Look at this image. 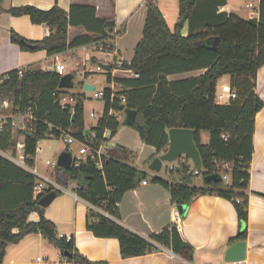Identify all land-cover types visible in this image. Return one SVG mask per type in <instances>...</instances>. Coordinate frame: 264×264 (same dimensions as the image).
Instances as JSON below:
<instances>
[{
	"label": "trees",
	"instance_id": "trees-1",
	"mask_svg": "<svg viewBox=\"0 0 264 264\" xmlns=\"http://www.w3.org/2000/svg\"><path fill=\"white\" fill-rule=\"evenodd\" d=\"M225 0H178L180 20L188 21L189 32L182 35L177 27L171 30L160 10L150 1L141 39L138 41L130 62H123L138 72L137 78H110L122 88L116 92L111 105L120 109L117 95L125 94V104L136 110L134 128L141 140L155 148L156 153L166 148L169 128H189L195 131L194 141L200 154L202 169L195 175L188 166L189 158L171 162L174 168L169 174L176 175L178 182L166 181L158 176L152 180L167 188L173 204H189L199 195L213 194L234 204L237 218L247 221V190L250 162L253 152L254 118L263 107L262 99L254 92L256 72L264 64V0L259 2V19H244L235 13L218 12ZM206 4V5H204ZM200 6V7H199ZM11 15H28L33 24H46L50 34L41 40L23 38L14 30L10 41L22 50H45L47 55L65 52L82 44L109 37L115 26L111 20L99 18L95 8L88 5H71L68 11L54 5L41 10L33 5H22L7 9ZM69 26H82L86 33L67 39ZM218 37L216 49L211 42ZM22 41V42H21ZM92 63H98L92 56ZM203 73L182 79L171 80L168 76L194 70ZM12 69L2 74L0 102L9 100L25 108L30 103L35 117L32 135L4 124L0 131V149L7 150L16 140L24 142L26 161L33 164L38 141L47 134L58 138L61 131L75 139L85 141L82 101L84 93L76 96L73 112L61 108L52 96L58 89L60 75L51 70L31 66L24 67L21 74ZM87 74V73H86ZM230 75L229 87L236 98L229 104L215 100L217 80ZM67 92V90H64ZM110 90L104 91V111L95 126V138L101 140L105 129L109 137L117 132L120 121L108 115ZM209 133L207 144L200 142V132ZM223 135L227 137L224 138ZM133 152L122 146L110 147L103 159L102 169H97L91 159L78 167H56L55 178L67 186L75 183L77 195L89 205H104L110 217L104 216L90 206L86 215V229L96 237L117 239L123 258L145 255L160 246L171 250L189 264L193 258V247L181 237L174 224L145 238L121 225L117 203L123 194L136 186L134 180L138 169L130 164ZM227 162L228 167L221 166ZM219 173L228 175V182L203 183L195 186L196 176ZM146 178V177H145ZM35 176L0 155V264L4 263L6 246L16 243L25 235L40 232L59 251L71 254L69 261L76 264H92L79 254L73 238L66 241L57 236L55 224L44 216L43 207L33 198L32 186ZM56 190L50 186L47 191ZM59 190H56L58 192ZM264 197V193L261 194ZM32 212L39 218L28 221ZM17 229V232H13ZM246 229L229 239V242L244 241Z\"/></svg>",
	"mask_w": 264,
	"mask_h": 264
},
{
	"label": "crops",
	"instance_id": "crops-1",
	"mask_svg": "<svg viewBox=\"0 0 264 264\" xmlns=\"http://www.w3.org/2000/svg\"><path fill=\"white\" fill-rule=\"evenodd\" d=\"M155 1L158 2L155 6L167 22L170 15L168 12L171 11V8H174L172 6L174 0H171L170 5L166 0ZM200 1L205 2V0ZM149 2L147 0H0V76L19 67L41 68L43 61L54 65L56 59L60 62L59 55H68L73 51L83 50L82 46L86 45L82 44L68 48L65 52L54 55H47L45 50H22L18 44L10 41L11 30L26 39L41 40L50 34V29L44 23L33 24L28 15H11L7 12L10 7L33 5L38 9L48 10L57 5L68 11L70 6L74 4L93 6L97 17L111 20L119 29L118 34L115 36L116 39H114L116 53L121 60L130 62L134 56V49L142 36ZM259 2L260 0H225L224 4L218 6L217 11L226 14L235 13L244 19L258 20ZM241 11L246 14V17L239 13ZM180 21L183 22L180 26L188 25L187 20ZM85 33L86 31L82 26H69L67 39L71 41L73 38ZM203 71L201 69L178 73L181 77L177 79L196 76L203 73ZM92 72L91 69H84L83 75L86 76ZM171 76H168V78L171 79ZM227 79H229L228 83L219 86L221 90L223 86L229 87L230 75H223L218 79ZM216 90L221 91L218 90L217 84ZM254 92L262 99L263 107L256 113L254 118L255 128L250 174L247 190L244 191L248 199L246 222L238 220L231 200L213 194L197 196L189 204L183 205V209L180 211L179 204L172 203L169 190L152 180V177L158 176L166 181L174 180V182H178V177L175 174L171 176L169 173L158 175V172L147 169L149 160L157 153L153 146L141 140L138 133L137 135L141 141L139 147H131L125 140L123 141L126 143H118L116 135L109 137L111 147L122 146L133 152L134 155L130 158V164L139 171H143L148 179L146 184L141 183L142 179L134 188L123 194L117 203L120 214V219L117 221L129 230L147 238L171 224L170 210L175 205L180 215V223L177 229L183 240L193 247V258L189 264L227 263L224 260L225 252L234 243L229 242V239L245 229V259L240 261L239 264H264V197L261 196L264 193V64L256 72ZM84 97L86 98L85 95ZM101 101L103 103L101 113L95 109L91 110L95 112V117L89 116L91 111L88 113V116L95 118L96 122L88 125L84 118L87 129L95 126L101 117L104 111V102ZM206 140L202 138V132H200V142L207 144L209 139ZM146 148L147 150H144ZM188 166L192 169L193 164L190 159ZM199 178H202V176H196L192 179L193 185H203V180L199 182ZM53 181L64 186L56 179ZM55 199L60 200L57 201L55 206H52ZM51 202L50 215L45 216L44 214V216L55 224L57 233L72 235L76 251L92 264H185V260L179 255L171 254V250L161 246L145 255L123 258L120 255L117 239L96 237L86 229L89 203L82 199H76L70 193L60 190ZM38 218L39 215L32 212L28 217V221L36 222ZM17 231V229H13V232ZM30 252H35L36 256L43 254L48 262L53 263L55 261H52L51 258L57 257L58 259L59 250L40 232H33L25 235L16 243L7 244L3 264H33L34 259H30ZM66 263L76 264L73 261H67Z\"/></svg>",
	"mask_w": 264,
	"mask_h": 264
},
{
	"label": "built area",
	"instance_id": "built-area-1",
	"mask_svg": "<svg viewBox=\"0 0 264 264\" xmlns=\"http://www.w3.org/2000/svg\"><path fill=\"white\" fill-rule=\"evenodd\" d=\"M252 6V5H250ZM119 29L114 26L109 32V37L102 36L96 41H92L90 43H87L86 45L82 46V49L84 51V55L82 58V75L84 74V67L85 63L87 61L91 62L92 56H96L98 62L109 64L111 66V70L106 73H110V78L113 77H123V78H137L138 72L134 71L130 67H124L123 60L118 57L116 53V49L114 46V39L115 36L118 34ZM71 59H72V65L68 66L63 61H56L54 62V65L50 69L59 74L60 76L66 74V73H72L75 75L79 69L80 65V56L77 55V52L73 51L70 53ZM22 68H18L17 72L18 74L22 73ZM4 79V76H0V82ZM108 84H105L101 89L98 90L97 95L95 96L96 99H101L104 102V91L106 89L110 90V96H109V103L110 108L108 109L107 114L108 115H114L116 116L117 120L122 121L123 119V112L122 110L114 111L111 107L113 102L115 101L116 92L121 89L120 85H117L112 79L107 80ZM65 88H59L52 92V96L55 99V102L61 107V108H70V113L73 112L74 104L76 102V97L73 94H70L69 92L64 91ZM118 102L121 104H125L126 95L121 94L117 95ZM236 98V93L230 89V87L223 86L221 91L216 90L215 100L217 103L220 104H229L231 100ZM103 115V113H102ZM101 115V116H102ZM90 117H95L96 114L94 111H91L89 113ZM35 117L32 113V108L30 103L25 108H22L20 105H14L9 100H3L0 102V131L4 128V124H7V126L14 128L16 130H20L26 133H32L35 130ZM89 133L86 136L87 139L85 141H80L75 139L73 136H71L69 133L61 131L58 138H63L64 140V151H67L71 155V164L70 166L78 167L80 164H83L87 161V159H91L94 162V165L97 167V169H102L103 165V159L105 156H107V150L111 147L110 145V138H109V130L105 129L101 140H97L95 138V133L93 130H91L88 127ZM47 138H50L49 134L46 135ZM45 137V138H46ZM65 137V138H64ZM224 138H226V135H223ZM73 142H76L78 144V153L77 155H72L69 150V145ZM0 155L7 158L17 166L23 168L24 170L30 172L35 176V182L32 186V193L34 199H39L40 196H42L46 189L50 186L54 187L56 190H60L63 192H68L71 195L74 196L76 199H81L75 189L79 186L75 183H71L67 186H61L60 184H57L53 180H51L48 176L42 175L35 167V160L33 164H28L26 161V156L24 154V142L20 138L16 140L14 146H12L10 149L2 150L0 149ZM182 160H184V157H180ZM45 165L48 168L55 169L57 166V160L50 161L46 160ZM162 164L161 169H163V172L165 174L169 173L170 170L174 168V165L170 162L164 165ZM221 166L224 168L228 167L227 162H222ZM193 174H197V170H192ZM222 179H228L227 174L221 175ZM221 179V180H222ZM148 182L147 178H144L141 183L146 184ZM92 209L99 212L100 214H103L104 216L110 217L109 213L104 209V205L100 206H92L90 205ZM170 216H171V223L174 224L177 228L180 223V215L177 211V208L175 205L170 210ZM57 236L59 238H64L66 241L71 240L73 237L70 234L66 233H57ZM173 254V252H171ZM69 258L63 256L60 251L58 252V261L56 262H48V260L43 256H36L33 260V264H63L68 260ZM216 264V263H211ZM224 264H239V262H227Z\"/></svg>",
	"mask_w": 264,
	"mask_h": 264
},
{
	"label": "rangeland",
	"instance_id": "rangeland-1",
	"mask_svg": "<svg viewBox=\"0 0 264 264\" xmlns=\"http://www.w3.org/2000/svg\"><path fill=\"white\" fill-rule=\"evenodd\" d=\"M147 1H152V0H147ZM167 3L170 5L171 4V0H166ZM158 2L157 1H152L153 5H156ZM172 6L174 8H171V11H169L168 13L170 14L168 19H167V24L170 27L171 30H174L175 27H177L180 31V33L182 35H186L189 32V27L188 25H183L180 26L179 22H180V16H179V10H178V0H174ZM169 7V6H168ZM242 16L246 17V14L243 13V11L239 12ZM116 39V37H115ZM84 51L83 50H78L77 51V55L80 56V65L79 67L81 68V64H82V58L84 55ZM119 57V56H118ZM120 58V57H119ZM58 59L60 61H63L66 65L73 67L72 63V59H71V55H64L61 54L58 56ZM53 64L51 63H46L43 61L42 65L40 66L42 69H50L51 66ZM19 68H24V67H19ZM38 68V67H35ZM18 69V68H17ZM82 69H79V71L74 75L73 81H74V85L71 88H67V92H69L70 94H75L76 96L80 95V97L83 95L86 96L85 100L83 101V106H84V118L86 119V123L88 125L93 124L96 122L95 118H90L88 116L89 111H91L92 109H95L97 111H99L100 113L103 110V103L101 100H98L95 98V96L97 95V92L99 89H101L105 84L107 83V75L106 72L101 69L97 63H92L90 61H87L85 63V67L84 69H91L93 72L90 74H87L86 76H82ZM181 77L180 74H176V75H172L171 79H177ZM228 80H218L217 82V88L218 90H221V88H219V86L223 83H228ZM85 82H88L90 84H92L95 89L92 91H85L83 89V84ZM202 132V138L203 139H207L206 141H208L209 139V133L207 131H201ZM116 138L118 139V143H126L123 140L127 141L128 145L131 147H139V145L141 144V141L137 135V132L130 126H123L122 124H120L117 132H116ZM65 138V137H64ZM123 141V142H122ZM69 150L71 152L72 155H77L78 153V144L76 142H73L72 144L69 145ZM144 150H147L144 149ZM64 151V140L63 138H54V137H50V138H44L41 139L40 141H38L37 143V151L34 157L35 160V167L36 169L44 176H48L50 179L53 178V180H55V170L48 168L45 165V161L46 160H50V161H55L57 160V157L60 155V153ZM142 167V166H141ZM158 175H164L163 169L160 170L158 173ZM199 182H202V178H199ZM228 180L225 179L224 183H227ZM60 199H55L53 201V205L55 206L57 201H59ZM52 203V202H51ZM51 203L49 204L48 207H46L44 209V214L45 216L50 215L49 209L51 207ZM29 254V253H28ZM39 256H43V254H38ZM30 259H34L36 257L35 252H30ZM51 260L53 261H58L57 257H53L51 258ZM67 262V261H66ZM66 262H64L63 264H67Z\"/></svg>",
	"mask_w": 264,
	"mask_h": 264
},
{
	"label": "water",
	"instance_id": "water-1",
	"mask_svg": "<svg viewBox=\"0 0 264 264\" xmlns=\"http://www.w3.org/2000/svg\"><path fill=\"white\" fill-rule=\"evenodd\" d=\"M183 22L180 21L179 25H182ZM218 37H215L211 42V47L216 49L218 44ZM22 42V41H21ZM97 65L103 69L105 72H109L111 70V66L109 64H104L98 62ZM74 75L72 73H66L60 76L58 87L59 88H71L75 84L73 81ZM83 89L85 91H92L95 87L85 82L83 84ZM120 110L123 112V119L121 124L123 126H133L136 110L133 108H129L126 104L120 105ZM89 130H85V136H87ZM195 131L189 128H169L167 130L168 143L167 147L158 152L155 156H153L149 163L147 164V169L155 172H159L163 163L174 162L180 157H188L193 166L192 170L201 171L202 163L199 151L194 141ZM27 135H32L31 133H27ZM71 164V155L67 151H62L60 155L57 157V166L58 167H70ZM145 173L143 171H139L134 180L135 184H138L142 179H144ZM221 176L219 173L206 174L202 176V180L204 183L210 182H219L221 181ZM57 195L56 190H50L45 192L42 196L37 200V204L43 208L49 206L51 201ZM183 209V204L179 205V210ZM60 253L67 257L71 258V254L67 251H60ZM246 253V243L245 241H236L231 246H229L225 252L224 260L226 262H240L245 259ZM98 264V263H94Z\"/></svg>",
	"mask_w": 264,
	"mask_h": 264
}]
</instances>
